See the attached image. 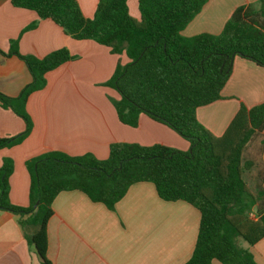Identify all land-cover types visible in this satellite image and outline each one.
<instances>
[{"label": "trees", "instance_id": "1", "mask_svg": "<svg viewBox=\"0 0 264 264\" xmlns=\"http://www.w3.org/2000/svg\"><path fill=\"white\" fill-rule=\"evenodd\" d=\"M206 2L137 0L135 20L127 0H98L91 19L83 16L76 0H10L13 7L52 21L71 39L91 40L112 54H124L127 63L117 62L113 75L102 84L118 95L112 101L118 121L135 128L144 114L189 144L183 152L158 144L113 143L103 161L60 152L32 158L25 162L30 178L27 208L8 201L13 162L3 159L0 211L20 217L23 236L40 264H51L46 225L59 192L77 190L112 209L131 185L140 182L153 184L159 199L185 202L199 213L193 254L185 264H256L249 247L264 238V164L246 159L245 151L262 136L264 102L249 109L240 104L220 136L197 121L196 110L222 99L235 58L264 68V0L235 9L217 35L182 36ZM0 54L19 58L31 76L17 97L0 93V106L25 125L17 136L0 138L1 149L20 144L30 134L25 106L31 94L45 87V74L77 57L64 48L43 58L21 55L16 42ZM260 144L264 148V139Z\"/></svg>", "mask_w": 264, "mask_h": 264}, {"label": "crops", "instance_id": "2", "mask_svg": "<svg viewBox=\"0 0 264 264\" xmlns=\"http://www.w3.org/2000/svg\"><path fill=\"white\" fill-rule=\"evenodd\" d=\"M76 1L83 16L93 18L98 0ZM257 2L207 0L181 35H217L235 9ZM127 8L129 15L139 20L137 0H127ZM31 25L34 27L28 29ZM12 42L21 55L43 58L64 48L77 57L47 72L45 87L28 97L25 110L32 129L27 138L0 149V167L5 158L13 162L8 179V201L13 206H29L30 178L25 162L49 152L69 157L91 155L103 161L113 143L189 150L188 142L177 133L144 114L139 115L135 128L118 121L112 103L118 95L102 84L113 75L117 62L127 63L124 54H112L91 40L71 39L52 21L13 7L10 0H0V50L8 52ZM30 81L23 61L0 54L2 95L17 97ZM221 97L196 110L197 121L215 136L223 134L240 104L249 109L264 102V68L235 58ZM24 127L20 117L0 106V138L17 136ZM263 139L264 129L260 141ZM51 209L46 225L51 264H185L193 254L199 213L185 202L159 199L148 182L131 185L112 209L77 190L59 192ZM19 220L17 215L0 211V264H40ZM249 251L256 264H264V238Z\"/></svg>", "mask_w": 264, "mask_h": 264}, {"label": "rangeland", "instance_id": "3", "mask_svg": "<svg viewBox=\"0 0 264 264\" xmlns=\"http://www.w3.org/2000/svg\"><path fill=\"white\" fill-rule=\"evenodd\" d=\"M260 139L261 137H257L250 142L245 151V158L262 167L264 161V148L261 147ZM245 178L249 181L247 172L245 173ZM241 246L247 247V245L242 241Z\"/></svg>", "mask_w": 264, "mask_h": 264}, {"label": "water", "instance_id": "4", "mask_svg": "<svg viewBox=\"0 0 264 264\" xmlns=\"http://www.w3.org/2000/svg\"><path fill=\"white\" fill-rule=\"evenodd\" d=\"M254 211H256V207H254V209H253Z\"/></svg>", "mask_w": 264, "mask_h": 264}]
</instances>
